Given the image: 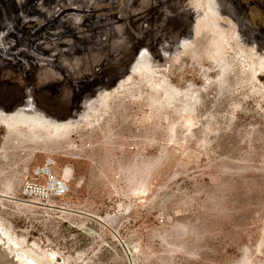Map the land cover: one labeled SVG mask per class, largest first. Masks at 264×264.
Segmentation results:
<instances>
[{
	"label": "rangeland",
	"instance_id": "374dc122",
	"mask_svg": "<svg viewBox=\"0 0 264 264\" xmlns=\"http://www.w3.org/2000/svg\"><path fill=\"white\" fill-rule=\"evenodd\" d=\"M4 13L19 29L0 25V114L39 119L0 121L15 264H264V0H0ZM48 157L68 193L25 200Z\"/></svg>",
	"mask_w": 264,
	"mask_h": 264
},
{
	"label": "built area",
	"instance_id": "2783aa9c",
	"mask_svg": "<svg viewBox=\"0 0 264 264\" xmlns=\"http://www.w3.org/2000/svg\"><path fill=\"white\" fill-rule=\"evenodd\" d=\"M55 160L51 157L34 165L23 184V196L27 201L49 203L54 197L65 196L70 187L63 176L54 173Z\"/></svg>",
	"mask_w": 264,
	"mask_h": 264
},
{
	"label": "bare ground",
	"instance_id": "6f19581e",
	"mask_svg": "<svg viewBox=\"0 0 264 264\" xmlns=\"http://www.w3.org/2000/svg\"><path fill=\"white\" fill-rule=\"evenodd\" d=\"M7 1H9V0H7ZM5 4V8H6V12H8L9 11V6H10V4L8 3V2H5L4 3ZM211 6H212V8H214V5H212V3H211ZM4 8V9H5ZM184 9V8H183ZM178 10V9H177ZM15 11V9L12 11V12H14ZM15 13H19V11H16ZM1 15V14H0ZM173 18H174V16H173ZM177 20V19H176ZM11 21L9 20L8 21V14L7 13H4L3 14V16L0 18V25H3V26H7V25H9V26H11L12 28H14L15 30H17V29H19V27L16 25H14L13 23H10ZM17 37V41H18V39H19V37L18 36H16ZM20 40V39H19ZM182 45H183V43H182ZM181 45V46H182ZM183 47V46H182ZM175 50H177V49H175ZM22 51V53H24V54H26V55H28V51L27 50H25V49H22L21 50ZM172 52H174L175 53V51H174V49H173V51ZM144 58H145V56L143 55V56H141L140 58H138V60H136L135 61V63L133 64V67L131 66V70L132 69H135L136 68V66H137V63H139V62H141L142 60H144ZM32 64H30V65H24L25 67H30ZM132 65V64H131ZM117 82V81H116ZM95 97L93 98L94 100H97V98L100 96L99 94H97V95H94ZM26 100H28V99H21V101H22V104L24 103V101H26ZM19 106H16L15 105V107L14 108H12V110L10 111H8V113H6L5 115H2V114H0V121L1 122H3V123H5L6 125H8L9 127H13L15 124H16V122L17 121H23V122H30V121H36V120H38L39 121V119H37L35 116H33V115H31V114H25V112H23V110L22 109H20L21 108V106H20V104H18ZM80 115V113L79 114H75V115H73V117H70V118H67V120L65 121V119H63L62 121H60L57 125L58 126H56V127H61L62 125L61 124H63V123H70L71 122V119H74V118H76V117H78ZM75 116V117H74ZM43 121H41L40 120V122H42V123H45L44 121H45V119H42ZM64 125V124H63ZM69 175V172L68 171H66L65 173H64V175H63V177L64 178H67V176ZM15 254L12 252V250L10 249V247H9V245H8V243H7V241L4 239V238H2V237H0V264H15ZM16 264H18V263H16Z\"/></svg>",
	"mask_w": 264,
	"mask_h": 264
}]
</instances>
